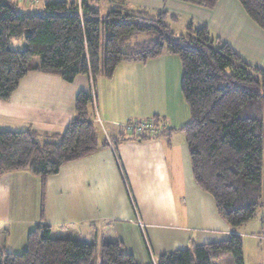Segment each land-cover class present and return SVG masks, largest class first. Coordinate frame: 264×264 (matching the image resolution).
I'll return each instance as SVG.
<instances>
[{"label": "trees", "instance_id": "16d2710c", "mask_svg": "<svg viewBox=\"0 0 264 264\" xmlns=\"http://www.w3.org/2000/svg\"><path fill=\"white\" fill-rule=\"evenodd\" d=\"M125 1L110 0L112 9L101 15L97 0H47L39 10L24 13L18 12L17 0H0V101H9L30 71L56 75L66 83L80 75L91 80V90L76 96L74 116L60 136L43 141L35 131L0 128V176L27 171L40 179L41 219L22 253L0 245V264H137L121 242L53 238L44 222L46 181L65 164L109 145L97 136L96 81L110 80L120 64H144L164 54L181 63L180 90L190 121L180 131L194 183L213 198L217 214L235 232L219 242H191L153 264H213L225 253H231L235 264H244L236 230L258 208L264 210V71L212 39L206 26L189 22L186 33L177 36L166 22V11L150 18L125 10ZM182 1L214 8L219 0ZM237 1L264 31V0ZM17 38H24L23 48L13 47Z\"/></svg>", "mask_w": 264, "mask_h": 264}, {"label": "crops", "instance_id": "0c3cea01", "mask_svg": "<svg viewBox=\"0 0 264 264\" xmlns=\"http://www.w3.org/2000/svg\"><path fill=\"white\" fill-rule=\"evenodd\" d=\"M45 1L32 5L42 8ZM128 2L125 10L148 16L145 10H129ZM226 44L248 65L264 71V55L249 59ZM248 44L253 56L256 45ZM180 83V60L166 54L144 64H120L110 80L96 81L97 136L109 145L65 164L47 179L44 222L53 238L121 242L137 264H153L191 242H219L235 232L217 214L213 198L194 183L180 131L190 121ZM90 89L87 75L66 83L56 75L30 71L10 100L0 101V128L31 130L43 141L52 140L72 120L78 93ZM154 117L164 124L157 138L134 140L124 131L130 121ZM39 202L38 177L27 171L0 176L2 247L14 253L26 249L29 232L41 221Z\"/></svg>", "mask_w": 264, "mask_h": 264}, {"label": "rangeland", "instance_id": "374dc122", "mask_svg": "<svg viewBox=\"0 0 264 264\" xmlns=\"http://www.w3.org/2000/svg\"><path fill=\"white\" fill-rule=\"evenodd\" d=\"M17 1L19 13L41 8L32 5L34 0H24L23 4L20 3L21 0ZM218 2L214 8H204L182 0H152L153 6L148 0H129L128 8L132 11L145 10L150 18H156L158 10L168 11L169 17L166 22L177 36L186 33L189 22H193L195 27L208 26L209 36L212 39H218L224 44L227 42L232 44L249 59H261L264 55V31L245 14L237 0H219ZM96 5L101 15L112 9L110 0H97ZM249 41L250 44L253 42L256 45L253 56ZM12 45L14 48H23L25 40L24 38L14 39ZM37 60L38 58H35V61ZM263 215V208H258L255 216L236 230L242 241L244 264H264ZM213 264L235 263L231 253H225Z\"/></svg>", "mask_w": 264, "mask_h": 264}, {"label": "built area", "instance_id": "2783aa9c", "mask_svg": "<svg viewBox=\"0 0 264 264\" xmlns=\"http://www.w3.org/2000/svg\"><path fill=\"white\" fill-rule=\"evenodd\" d=\"M97 121H99L98 118ZM123 127L126 134H128L130 137H138L137 139H140V137L144 136L150 138L159 136L164 128V124L160 121L156 122L153 119H147L143 121H130L126 123Z\"/></svg>", "mask_w": 264, "mask_h": 264}]
</instances>
